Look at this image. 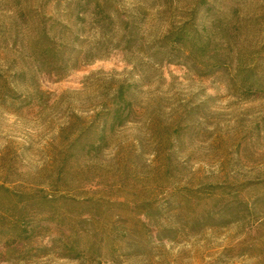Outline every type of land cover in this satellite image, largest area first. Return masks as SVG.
<instances>
[{
    "label": "rangeland",
    "instance_id": "1",
    "mask_svg": "<svg viewBox=\"0 0 264 264\" xmlns=\"http://www.w3.org/2000/svg\"><path fill=\"white\" fill-rule=\"evenodd\" d=\"M108 6L101 26L76 0H0V264H264V0ZM182 26L214 51L175 48ZM125 77L132 117L101 147Z\"/></svg>",
    "mask_w": 264,
    "mask_h": 264
},
{
    "label": "trees",
    "instance_id": "2",
    "mask_svg": "<svg viewBox=\"0 0 264 264\" xmlns=\"http://www.w3.org/2000/svg\"><path fill=\"white\" fill-rule=\"evenodd\" d=\"M78 3L87 4L88 9L82 11L83 16L79 14L76 16L81 22H87L88 18L94 19V21L101 22V26L109 25L114 23L115 14L113 8L108 6L109 0H76ZM92 7V8H90ZM19 11V10H18ZM172 40V44L175 48L187 50V47H191V52L197 53L203 58L208 57L210 49V41L203 39L199 32H192L188 27L182 26L179 29L170 31L167 35ZM46 58L48 57L47 52L43 53ZM79 59V58H78ZM209 59L213 61L212 66L219 67L222 65V60L219 54L213 53ZM85 62L89 60L85 59ZM4 70L3 66L0 65V99L7 98L8 96L14 98L16 89L11 87L9 81V73ZM24 71L22 70L17 75V79L23 76ZM116 73H112V79H114ZM251 74H248L241 81V87L244 89V95L250 96L254 90L255 84L252 80ZM113 81V80H112ZM113 85L109 87L101 99V109L97 113L99 117L98 128H97V143L101 147L108 145L109 134L116 131L118 128L123 127L133 114V101L131 98V91L138 86V83L132 82L130 78L125 77L121 81H113ZM10 188L3 184H0V192H9ZM1 213V211H0ZM24 230H21L19 235H23Z\"/></svg>",
    "mask_w": 264,
    "mask_h": 264
}]
</instances>
